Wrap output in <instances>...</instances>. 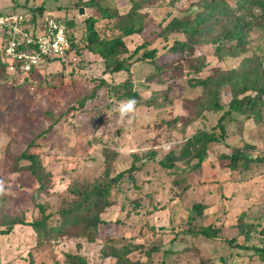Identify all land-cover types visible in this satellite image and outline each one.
Returning a JSON list of instances; mask_svg holds the SVG:
<instances>
[{
    "label": "rangeland",
    "instance_id": "374dc122",
    "mask_svg": "<svg viewBox=\"0 0 264 264\" xmlns=\"http://www.w3.org/2000/svg\"><path fill=\"white\" fill-rule=\"evenodd\" d=\"M87 1L0 0L1 14L30 17L31 11L43 6L41 15L68 23L78 45L66 61L54 60L32 74L11 76L0 71V230L10 220L34 221L38 204L49 213L68 209L80 194L102 183L107 171L115 176L132 165L140 167L135 173L139 188L125 185L123 192L113 195L114 205L97 213L108 224L100 227L94 241L82 237L80 228L70 229L67 236L38 240L30 226L16 225L10 235L0 234V264H70L68 255H81L88 264H118L117 253L129 259L126 264H264L253 251L239 247L261 246L264 239V163L234 170L222 160L236 149L264 159V107L259 122L240 115L227 121L226 141L211 144L202 164L178 163L173 170L160 165L197 132L219 134L223 113L202 111L207 89L193 83L246 71L257 62L264 67V16L254 10L260 18L243 50L226 47L217 52L214 38H209L190 59L161 75L154 64L142 60L129 74L110 75L104 61L85 44L86 21L98 19L95 28L101 39L120 37L131 25L129 17L122 16L130 11L132 0H96L122 15L114 19L101 18L96 7L84 4ZM196 2H143L144 30L125 38L130 51L150 41L149 49L158 50V64L172 60L169 47L183 36L159 37L158 25L172 16H194L199 11ZM2 40L0 34V51ZM100 81L106 85L100 87ZM126 81L140 96L131 120H121L117 112L120 102L128 99L110 90ZM222 91L220 100L227 104L230 88ZM24 152L37 155L52 174L44 191L29 172L14 171ZM197 204L204 207L200 215L194 210ZM56 222L55 217L52 223ZM207 228L222 239L235 238L234 247L182 234Z\"/></svg>",
    "mask_w": 264,
    "mask_h": 264
},
{
    "label": "trees",
    "instance_id": "16d2710c",
    "mask_svg": "<svg viewBox=\"0 0 264 264\" xmlns=\"http://www.w3.org/2000/svg\"><path fill=\"white\" fill-rule=\"evenodd\" d=\"M146 0H132L130 11L121 15L114 9L102 7L96 0H90L84 4L88 7H96L101 18L110 19L115 17H129L131 25H127L122 29V36L111 40L101 39L95 24L98 22L96 18L87 19L85 44L87 48L96 56L100 57L105 63L106 74H118L121 72L131 73L132 66L137 61H150L155 66V71L161 75L175 67L176 64L182 63L184 60L190 59V56L198 49L202 42L211 39L216 44V51L220 52L226 47L232 51L243 50L248 44V35L255 26L256 21L260 18L254 14V10L258 9L261 16H264V0H196L195 3L199 11L195 15L172 16L165 24H159V37L166 38L168 35L179 34L182 39H175L169 47L172 60L158 64L156 59L158 56L157 49H149L150 41H145L131 52L125 38L140 35L144 30L145 18L140 12L143 2ZM44 12L43 6L35 8L31 11L32 22L36 20L37 15ZM0 15H2L0 13ZM68 29V38L71 43V51L77 50L78 45L74 37L71 35V28L66 23ZM216 33L220 35L214 36ZM75 50V51H76ZM200 72L202 67H197ZM0 71L8 73V64L5 60L3 47L0 51ZM36 71H32V74ZM106 85L100 81L99 86ZM107 86H109L107 84ZM194 87L207 89V99L202 104V111L222 112V116L218 120L217 127L219 134L208 131H199L189 138L182 148L177 151H171L166 158L160 162L161 167L166 170H173L176 164L181 163L189 165L191 161L196 160L198 165L202 164L209 154V146L213 143L226 141L227 130L226 122L234 120V115L246 116L254 118L258 122L261 120L264 107V67L261 62H257L255 66L250 67L246 71L232 72L230 75L219 77L214 80L212 77L206 79H198L193 83ZM225 86L230 88V98L227 104H223L220 100L222 88ZM113 95L121 99L135 98L139 100L140 96L133 90L132 83L126 81L123 84L115 85L110 88ZM96 91H93L91 98L94 97ZM179 119L176 118L175 122ZM222 160L226 162L229 168L234 170L239 166L248 168L252 163H264V159L252 158L236 149L231 156L224 155ZM17 164L14 166L15 172H29L33 175L38 183L39 190L44 191L52 182V174L42 166L40 158L28 152H24L17 157ZM22 162H29L28 165H19ZM141 170L140 167L132 165L130 168L119 172L115 176H110L108 171L104 176L102 183H96L91 189L84 191L78 196L68 209H61L55 213H49L44 205L38 204V213L34 221L26 223L24 220H10L5 222V230H0L1 235H10L16 225L30 226L38 240L53 239L67 236L72 228H80L81 236L94 241L98 235L100 227L107 225L97 214L100 210L114 205L112 199L115 192H123L124 186L129 185L134 189H138V180L135 173ZM172 174V171L170 172ZM128 186V187H129ZM203 205L197 204L194 210L197 214L202 213ZM57 218L56 224L52 223L53 218ZM182 234L191 236H203L207 239L215 241H223L234 247L236 239H222L212 228L201 231L189 229ZM253 254L259 260L264 261V239L261 246H239ZM129 251V249H126ZM118 264H126L129 259H124L123 254L115 255ZM70 264H88V261L81 255L69 256Z\"/></svg>",
    "mask_w": 264,
    "mask_h": 264
},
{
    "label": "built area",
    "instance_id": "2783aa9c",
    "mask_svg": "<svg viewBox=\"0 0 264 264\" xmlns=\"http://www.w3.org/2000/svg\"><path fill=\"white\" fill-rule=\"evenodd\" d=\"M2 47L11 76L29 74L54 60L66 61L71 53L66 23L52 15L22 13L0 15Z\"/></svg>",
    "mask_w": 264,
    "mask_h": 264
},
{
    "label": "clouds",
    "instance_id": "9594fccd",
    "mask_svg": "<svg viewBox=\"0 0 264 264\" xmlns=\"http://www.w3.org/2000/svg\"><path fill=\"white\" fill-rule=\"evenodd\" d=\"M135 98H129L126 101H121L117 107V112L121 120H131L136 111ZM3 191L2 184H0V192Z\"/></svg>",
    "mask_w": 264,
    "mask_h": 264
},
{
    "label": "water",
    "instance_id": "95a60500",
    "mask_svg": "<svg viewBox=\"0 0 264 264\" xmlns=\"http://www.w3.org/2000/svg\"><path fill=\"white\" fill-rule=\"evenodd\" d=\"M80 13H81V14H84V11H83V9H81Z\"/></svg>",
    "mask_w": 264,
    "mask_h": 264
}]
</instances>
